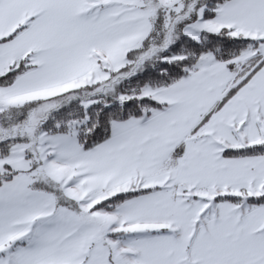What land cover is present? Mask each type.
I'll use <instances>...</instances> for the list:
<instances>
[{
	"label": "snow or ice",
	"instance_id": "snow-or-ice-1",
	"mask_svg": "<svg viewBox=\"0 0 264 264\" xmlns=\"http://www.w3.org/2000/svg\"><path fill=\"white\" fill-rule=\"evenodd\" d=\"M0 264H264V0H0Z\"/></svg>",
	"mask_w": 264,
	"mask_h": 264
}]
</instances>
